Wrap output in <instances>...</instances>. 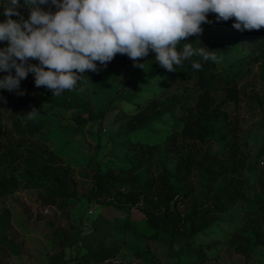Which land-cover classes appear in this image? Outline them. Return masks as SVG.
<instances>
[{
	"label": "trees",
	"instance_id": "obj_1",
	"mask_svg": "<svg viewBox=\"0 0 264 264\" xmlns=\"http://www.w3.org/2000/svg\"><path fill=\"white\" fill-rule=\"evenodd\" d=\"M23 2L20 0L22 5ZM7 7V1L0 0V23L8 19L3 14ZM41 8L46 12L58 11L50 2ZM19 11L25 20L29 19L27 7ZM210 16L217 20L216 14L210 13ZM11 19L19 22L20 17L14 15ZM232 21L235 23L234 18ZM229 32L233 39L243 37L251 41L255 45L251 55L260 59L258 53L264 51V28L240 32L231 27ZM185 42L196 49L205 47L215 51L218 58L220 54L232 51L230 43L213 41L203 35L188 37ZM185 42H180L178 51H182ZM3 46L9 45L0 42V49ZM194 61L201 64L200 70L192 68ZM28 63L38 65L39 61L30 59ZM136 63L144 64L143 68L134 67ZM118 65L129 68L132 76L150 65L164 85L160 96L139 105L135 113L124 116L127 136L136 138L164 118L171 119V132L162 141L135 139L131 145V167L102 169L96 164L91 175L89 201L121 212L116 232L131 228L129 216L137 208L145 217L149 239L162 242L172 258L167 263L153 264H206L215 243L196 244L195 238L207 232L219 221L220 215L246 197L243 172L247 159L240 139V117L230 109L240 100L245 68L241 63L219 68L216 62L193 56L174 66L175 72H168L156 63L155 58L133 61L122 54H117L106 68L116 72ZM7 75L8 72L0 71V79ZM28 76L31 85H35L34 74ZM262 79L264 81V64ZM44 88L45 103L68 110L81 108L87 112V116L77 113L73 117L79 128L103 117L91 111L76 90L54 96L51 90ZM10 94L7 89H0V198H8L19 190H36L48 205L57 207L62 216L69 219L70 207L79 194L74 170L56 151L34 140L47 124L27 118L26 106L33 103L32 94L19 99L14 111L6 118L3 105ZM259 105L264 122V99ZM15 133L20 135V141L15 140ZM164 146L176 159L175 172L164 166L161 172L149 176L144 165ZM261 154H264V143ZM259 187L263 197L256 209L247 213L246 221L233 232L228 243V252L242 261L241 264H249L254 253L264 247V173L259 175ZM10 221V210L3 209L0 213V250L18 255L20 248L9 233ZM48 224L58 243L51 264H118L120 245L105 246L98 240L96 247L92 246L94 236L100 231L98 225L94 224L88 234L68 235L51 222ZM108 231L111 234L110 228ZM75 246L84 247L86 251L78 250L75 257L68 259L67 250Z\"/></svg>",
	"mask_w": 264,
	"mask_h": 264
},
{
	"label": "rangeland",
	"instance_id": "obj_2",
	"mask_svg": "<svg viewBox=\"0 0 264 264\" xmlns=\"http://www.w3.org/2000/svg\"><path fill=\"white\" fill-rule=\"evenodd\" d=\"M6 1L9 7V0ZM208 20L210 23L201 25L204 30L202 35L210 40L232 45L231 53L220 54L217 66L227 68L231 64L241 63L245 68V77L240 83V100L230 109L240 117V139L244 157L247 159V166L243 172L246 179V197L231 206L227 213L220 215L219 221L207 232L197 236L194 242L215 243L209 252L210 261L206 264H241L242 261L239 262L227 249L233 232L244 224L247 213L255 210L259 199L263 197L259 187V175L264 173V154H261L264 122L259 103L264 99L262 79L264 51L258 53L260 59L256 60L251 55V50L255 47L251 41L243 37L233 39L229 32L234 24L232 19L218 22L209 14ZM154 58L155 53L150 52L144 60ZM97 67L96 72L83 73L84 77L78 81L75 90L89 105L91 111L103 117L83 128L78 127L73 117L77 113L87 116V112L81 108L68 110L45 103L43 101L45 88L31 85L29 76L21 81L18 90L11 91L4 102L3 107L8 118L19 99L27 94L33 95L34 101L26 106V114L35 109L37 115L32 120L47 124L34 140L56 151L71 165L78 181L79 194L70 207L69 219L62 216L57 207L48 205L36 190H19L8 198H0V213L3 209L10 210L9 233L20 248L18 255L0 250V264H51L58 243L53 239L52 228L48 222L68 235L79 232L88 234L94 224L98 225L100 231L94 236L92 246L96 247L98 240H102L105 246L120 245L118 264L172 261L162 242L149 239L150 230L145 217L137 208H134L129 216L131 228L125 232H116L122 218L121 212L89 201L91 175L96 164L102 169L131 167L133 165L130 159L133 152L131 145L135 139L148 142L162 141L171 132L169 126L172 121L170 118H164L136 138H131L127 136L128 128L124 119L125 115L135 113L139 105L160 96L164 85L150 65L136 76H132L131 70L124 65H118L116 72L110 71L98 62ZM12 75H15V70ZM14 138L16 141L21 139L16 133ZM164 166L175 172L176 159L166 151L165 146L155 158L148 159L144 165L149 176L161 172ZM108 228L111 234H108ZM78 250L83 253L86 248L75 246L68 249L67 258L75 257ZM249 264H264V247L254 253Z\"/></svg>",
	"mask_w": 264,
	"mask_h": 264
},
{
	"label": "clouds",
	"instance_id": "obj_3",
	"mask_svg": "<svg viewBox=\"0 0 264 264\" xmlns=\"http://www.w3.org/2000/svg\"><path fill=\"white\" fill-rule=\"evenodd\" d=\"M49 2L58 11L41 8ZM9 5L3 13L8 19L0 23V42L9 45L0 49V71L9 75L0 79V89L16 91L33 73L35 86L54 96L75 90L83 73L98 71L97 62L106 67L117 54L138 61L154 52L156 63L168 72L193 56L218 62L215 51L185 42L202 35L210 13L218 22L234 18L232 26L240 32L264 28V0H24L23 5L9 0ZM22 7L30 10L27 20L18 11ZM14 15L19 22L11 19ZM30 59L39 64H29ZM201 67L192 63L193 69ZM35 115L33 109L27 118Z\"/></svg>",
	"mask_w": 264,
	"mask_h": 264
}]
</instances>
